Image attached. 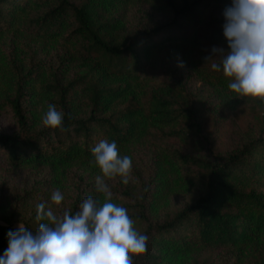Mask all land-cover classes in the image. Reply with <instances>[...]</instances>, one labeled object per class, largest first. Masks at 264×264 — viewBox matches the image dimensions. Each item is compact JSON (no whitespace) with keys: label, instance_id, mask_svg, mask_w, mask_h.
Returning <instances> with one entry per match:
<instances>
[{"label":"trees","instance_id":"trees-1","mask_svg":"<svg viewBox=\"0 0 264 264\" xmlns=\"http://www.w3.org/2000/svg\"><path fill=\"white\" fill-rule=\"evenodd\" d=\"M230 5L0 0V34L11 42L0 47V110L13 123L0 131V162L45 166L27 187L0 179V255L9 231L23 224L35 232L45 222L37 204L61 215L75 214L88 196L104 202L91 148L106 139L132 159L128 184L104 179L111 202L148 236L133 264H264V99L237 95L222 65L211 68L220 63L212 48L229 50ZM131 10L137 21H127ZM48 104L64 113L62 128L42 125ZM226 124L232 135L221 143ZM56 190L59 205L51 202Z\"/></svg>","mask_w":264,"mask_h":264},{"label":"clouds","instance_id":"clouds-1","mask_svg":"<svg viewBox=\"0 0 264 264\" xmlns=\"http://www.w3.org/2000/svg\"><path fill=\"white\" fill-rule=\"evenodd\" d=\"M223 16L229 50L213 47L220 63H212L211 68L219 72L222 65L223 75L232 81L227 87L237 95L264 99V0H231ZM63 118L62 111L48 104L41 122L46 128H62ZM91 153L102 173L95 177V191L103 194L104 202L88 196L75 214L65 210L61 215L45 203L37 204L36 219L45 222L35 232L23 224L9 231L0 264H133L134 255L146 252L148 236L135 228L125 207L111 202L104 179L120 176L128 184L131 157L121 156L117 143L106 139L92 147ZM63 200L59 190L51 194L52 203L59 205Z\"/></svg>","mask_w":264,"mask_h":264},{"label":"rangeland","instance_id":"rangeland-1","mask_svg":"<svg viewBox=\"0 0 264 264\" xmlns=\"http://www.w3.org/2000/svg\"><path fill=\"white\" fill-rule=\"evenodd\" d=\"M140 16H141L140 13L131 10L127 14V19H128L127 21H129V22L131 20L137 21ZM141 21L142 20H140L139 22H141ZM10 46H11V42H10L9 36L6 33H1L0 34V47H4L5 50H7ZM52 49H53V47L46 45L44 50H50L51 51ZM194 87H196V90H198L197 87H199V90L202 91L203 95H205V90L207 89V84L203 83L200 79H197L194 82ZM226 118L229 119V115H227ZM12 127H13V123H12V120L9 116V113L0 110V131L7 132ZM230 128H231V126H229V124H226L225 126L223 125L220 130H218V137H219V140L221 143L231 137L232 134L228 135ZM44 167L45 166L42 164H37L35 167H30L29 165H27L24 167L8 168L4 163L0 162V179H3V180L9 179L11 185H16L17 188L19 186L20 187H22V186L27 187V186L32 184L34 179L37 180L39 175H41V177L44 175V173H45ZM76 167L77 166L75 164L70 165L68 167L69 171L71 172V179H73V177H74V174L76 172ZM79 168H81V167H79ZM39 170H41L40 173H39ZM36 171H38V172H36ZM78 171H80V170H78ZM82 178H83V180H90V178L86 175V172L82 175ZM26 179H28V180H26ZM24 181H25V183H24ZM73 181H76V180H73ZM63 183H65V181H63Z\"/></svg>","mask_w":264,"mask_h":264}]
</instances>
